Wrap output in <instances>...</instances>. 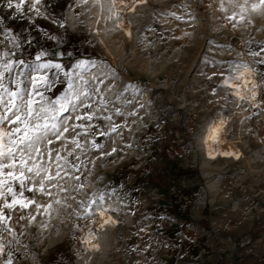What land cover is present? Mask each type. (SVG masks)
Masks as SVG:
<instances>
[{"label":"rangeland","instance_id":"rangeland-1","mask_svg":"<svg viewBox=\"0 0 264 264\" xmlns=\"http://www.w3.org/2000/svg\"><path fill=\"white\" fill-rule=\"evenodd\" d=\"M6 2L0 0V64H61V83L41 88L45 99L33 96L35 108H58L53 102L74 92L77 111L59 119L71 115L69 126L83 123L76 132L86 134L77 138L80 147L69 142L70 132L25 157L28 167L41 170L50 193L42 195L40 177L33 176L36 203L51 208L3 209L11 197H0L7 217L0 224V264H264V116L251 105L234 115L228 91L246 63L264 79L261 0H42L41 15L25 5L27 22L13 20ZM238 39L242 50L233 44ZM38 52L45 53L40 61ZM28 71L15 65L11 79L4 72L3 85L16 91L12 80H24L22 92ZM46 71L54 78L55 69ZM85 113L93 118L75 119ZM222 113L231 117L229 133H241L240 161L217 157L201 140ZM206 164L210 178L202 173ZM210 181L218 187L213 197L206 191ZM169 204L194 226L202 205L212 207L215 218L205 235L198 226L200 237L180 235L173 242L166 225L150 220L163 218ZM86 229L98 230L101 251L84 248Z\"/></svg>","mask_w":264,"mask_h":264},{"label":"snow or ice","instance_id":"snow-or-ice-1","mask_svg":"<svg viewBox=\"0 0 264 264\" xmlns=\"http://www.w3.org/2000/svg\"><path fill=\"white\" fill-rule=\"evenodd\" d=\"M41 3L42 0H7L6 7L14 10L10 14L13 20H24L27 22L32 18L27 15L28 9H26L25 5H28V8L35 11L36 15H41L37 7ZM261 5H264V0H261ZM256 7V5H253V8ZM4 19L0 17V26H3ZM5 32L10 34L11 29L6 27ZM11 38L18 39L16 36H12ZM4 55L7 56L8 53H4ZM44 55V52H38L36 54V61H40ZM253 55H258V53H253ZM84 63V61H80L78 66ZM17 64L30 69L27 76H25V80H28L29 83L22 92L19 88L21 84H24V80H12L17 85L18 90L16 91L5 87L2 83L4 72L6 71L11 79L13 68ZM0 68L4 70L0 71V107H3V113H0V197H4L5 195L11 197L10 201H5L3 209L11 210L19 206L23 211L31 205H35L38 210L41 208H51V204L40 205L36 203L35 192L37 188L33 181V176L40 177L38 191L42 195H50V193L45 192V182L44 178L41 177V170L35 165L28 167L25 157H31L33 152L40 155V145L45 143L46 145H51L54 141L67 139L65 134L70 132L75 133V135L69 142L75 144L76 147H80L77 138L80 135L86 134V131L80 133L76 132V129H84L85 125L80 123L69 126L67 122L72 119L71 115L64 116L62 120L59 119L62 113H67L70 110L73 113L77 111L79 97L74 92L67 91L53 102L59 105L58 108L40 105L39 110H36L35 105L38 102L33 99V96H39L41 99H45L40 89L43 88L44 91H49L55 84L61 83L59 73L63 71V66L59 63H54L52 60L43 63L26 64L23 59H19L17 61L8 60L0 64ZM52 69H55L56 73L54 74V78H49L46 70L50 71ZM64 75L65 77L69 76L67 72H64ZM72 88L71 79H68V89L72 90ZM5 95H7V101H5ZM17 100H19V103H17ZM92 118V115L88 113L75 116V119L78 121L85 119L91 120ZM104 118L110 119V117ZM5 122L15 125V127L9 131H5L2 127ZM113 131H115V128H113ZM101 134L104 135L106 133ZM5 136L8 138L7 144L3 142ZM93 145L97 148L101 147L100 145H96L95 141H93ZM17 153L20 155L19 167L16 163ZM49 156H51L50 150ZM56 159L59 160L61 157L57 155ZM44 171L46 172L47 169ZM29 173L32 175H28ZM57 175H59V172H57ZM53 179L54 177L50 174L47 176L49 182ZM26 192L32 193L33 195L26 196ZM100 199L103 200V197L101 196ZM89 207H91V204ZM3 209H0V224L4 223L7 219ZM24 218V216H21V219ZM31 218L33 220L35 219L34 216ZM8 230L11 231L10 229ZM6 264H12L11 259H8Z\"/></svg>","mask_w":264,"mask_h":264},{"label":"bare ground","instance_id":"bare-ground-1","mask_svg":"<svg viewBox=\"0 0 264 264\" xmlns=\"http://www.w3.org/2000/svg\"><path fill=\"white\" fill-rule=\"evenodd\" d=\"M233 44L236 45V48L242 50L240 39L233 42ZM228 91L234 98V115L242 111L247 105H251L253 110L264 105V84L261 83V77L251 63L241 66L237 73L233 75ZM247 118L248 116H244V121ZM231 121V117L224 113L218 115L207 125L201 140L205 148L217 157H228V159L240 161L243 157L245 158L240 147L242 142L241 133L236 137L229 133ZM244 125H241V131ZM81 239L84 248L89 253L93 254L101 251L102 245L98 230L86 229Z\"/></svg>","mask_w":264,"mask_h":264},{"label":"crops","instance_id":"crops-1","mask_svg":"<svg viewBox=\"0 0 264 264\" xmlns=\"http://www.w3.org/2000/svg\"><path fill=\"white\" fill-rule=\"evenodd\" d=\"M209 164V163H208ZM208 164L204 168H202V173L204 177L210 178V169L208 168ZM207 189L206 191L209 193L210 197L214 196V191L218 188L216 182H207L206 184ZM169 200V199H168ZM170 201V200H169ZM163 218H151L152 224L155 223V225L161 224V226L165 227L167 226V235L169 239H171L173 242H175V239L177 236L183 235L185 239H195L197 237H200L199 235V227L202 226L204 228L203 234L206 232L205 229H209V221H211V218L214 217V210L212 207L210 208L208 204H205L204 206H200L199 210L197 211L196 216L193 218L198 219L196 221L197 226L193 225V221H187L186 218L177 217L176 215V207L174 205H168L166 207H163ZM194 226V227H193ZM208 231V230H207ZM205 235V234H204ZM183 238V239H184ZM190 239V240H191ZM185 244L189 245V248L192 249L194 252L198 251V247L195 245V243H187Z\"/></svg>","mask_w":264,"mask_h":264},{"label":"built area","instance_id":"built-area-1","mask_svg":"<svg viewBox=\"0 0 264 264\" xmlns=\"http://www.w3.org/2000/svg\"><path fill=\"white\" fill-rule=\"evenodd\" d=\"M261 83L264 84V79H262V77H261ZM261 86H263V85H261ZM257 109H258L259 113H260L262 116H264V105H263L262 107L259 106Z\"/></svg>","mask_w":264,"mask_h":264}]
</instances>
